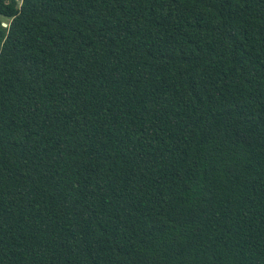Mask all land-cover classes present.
I'll list each match as a JSON object with an SVG mask.
<instances>
[{
  "label": "trees",
  "instance_id": "obj_1",
  "mask_svg": "<svg viewBox=\"0 0 264 264\" xmlns=\"http://www.w3.org/2000/svg\"><path fill=\"white\" fill-rule=\"evenodd\" d=\"M0 264H264V0H0Z\"/></svg>",
  "mask_w": 264,
  "mask_h": 264
},
{
  "label": "water",
  "instance_id": "obj_2",
  "mask_svg": "<svg viewBox=\"0 0 264 264\" xmlns=\"http://www.w3.org/2000/svg\"><path fill=\"white\" fill-rule=\"evenodd\" d=\"M3 26H4V27H7L8 25H7L6 23H3Z\"/></svg>",
  "mask_w": 264,
  "mask_h": 264
}]
</instances>
